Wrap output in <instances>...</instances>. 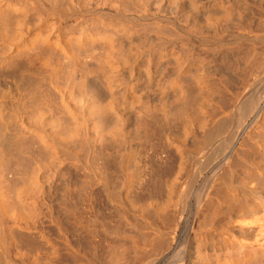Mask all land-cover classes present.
<instances>
[{
  "label": "bare ground",
  "instance_id": "obj_1",
  "mask_svg": "<svg viewBox=\"0 0 264 264\" xmlns=\"http://www.w3.org/2000/svg\"><path fill=\"white\" fill-rule=\"evenodd\" d=\"M157 1L159 0H0V264H134V259L138 261L137 264H148L172 252H174L175 259L173 260L175 261L176 257L181 256L180 264H264V95L258 100L249 98L246 101L244 99V90L251 86L260 77V74H264V37L246 36L245 40H241L245 44L241 46V43H238L239 46L234 48L232 46V50L227 49L232 45L231 42L229 46H227V42L224 43L225 45L217 43L216 48L214 47L215 50L211 47L213 52L207 47V50L208 48L211 50V55L207 52H196L192 44H197L193 42L194 36L202 40L198 41L199 45H206L205 43H210L213 38L216 40L213 39V41L221 43L222 41L217 39L223 33L217 26L231 20H235V23L241 26V23L246 22L249 17L247 10L248 7L250 9V5H248L250 0L249 2L240 1L242 4L238 2L241 5H237V2L232 4L234 0L232 3L230 2L231 4L228 2L230 5H222L219 14L213 11V7L221 6V0H165L166 7L163 6L166 8L167 15L162 17L163 20L154 16L157 19L153 20L157 21H153L151 26H147L151 21L148 24L145 22L147 25L143 24L144 26H141L142 22L141 25L138 23L139 20L136 24L137 16H134L138 13L136 11L139 10L145 15L153 8L156 12L158 9L156 6L160 4ZM260 3L256 7L257 19L264 24V0ZM110 5L116 6L118 10L112 11ZM253 10L255 7L251 11ZM134 12L135 14H133ZM154 12L151 13L155 15ZM157 13L159 15V10ZM147 15L146 17H149L151 14ZM139 17L141 18V16ZM149 18L152 20V16ZM86 19L93 22V24L90 22L91 26L96 27L97 25H94L96 21L100 25L97 26L98 28H101L102 24L103 28L101 29H105L106 34L109 30V33L113 30L114 35L111 32L113 36L108 34L111 36L113 49L111 48L112 51L110 49V54L109 51L108 54L102 53L107 57L99 55L95 57L94 53V58L90 61L83 58L85 52L81 53L83 57L78 56L80 55L78 52H75L76 55L78 53L77 56L74 52L71 54L72 51L70 53L69 48L74 46L69 47V38L76 34L79 36V38L74 36L76 39L84 40L90 34L86 29L87 26L86 28L84 26ZM18 25L22 28L20 29ZM91 26V29H88L91 30V34L95 38L101 35L102 32L100 33L97 27L98 30L93 26L92 29ZM162 26L167 30H172L171 33L174 30L178 31L184 38L182 39L184 46L188 49L182 45L176 46L182 43L180 42L181 36L177 39V36H171L173 34L170 33L171 35H165L168 38L171 37L170 39L163 38L165 33H162ZM208 26L215 28L212 35H208L211 30L206 31ZM17 28H19L18 31ZM235 28L237 27L235 26ZM235 28H233V32ZM22 29L23 31L20 32ZM139 34L142 35V39L135 37ZM172 37L174 40H178L179 44L175 42L176 45H173ZM73 40L75 39L73 38ZM221 40L224 39L221 38ZM213 41H211V45H213ZM98 44L97 46H99ZM90 46L92 48V45ZM58 52L63 55L67 54V58L63 57L65 60L69 59L67 61L70 63L67 64L68 67L64 68H68L64 78H62V74L65 70L61 71L59 67L61 61L57 57L60 54ZM125 67L128 70L126 72H129V77L132 78L130 82L126 81L125 76L124 79H121L120 76L126 73L120 72L125 71L123 69ZM90 77H93V80L90 79L93 83L89 81ZM139 77L143 79H139ZM131 78L127 80L129 81ZM63 85H65L66 91L64 89L62 91L60 88ZM257 93L259 94V92ZM259 104L262 105L259 107ZM43 111L53 113V116L56 115V118H53L56 121L52 127L56 131L47 127L52 132L48 131L46 126L42 128V123L45 122L42 120ZM159 131L175 133L176 139L174 138V140L176 142L164 139L166 141L164 143L166 145L169 142L177 160L176 168L171 172L172 174L170 173L173 176L170 177L171 181L168 180L170 183L165 181L164 183L168 184L164 187L160 183L162 187L159 185L158 190H156L157 186L154 188L153 184L152 193H149L151 187H149V191L143 192L144 194L148 192V196L154 193L156 197L157 194H162L161 202L159 200L160 204L158 205V201L155 199V201L152 200V202H156V205L151 213L145 212L147 209L151 211L148 204L149 208H145L144 211L142 209L146 205L142 208L137 206L140 209L135 210L137 207L135 208L134 204L130 206L131 201H125L126 199L131 200L126 198L125 194V197L123 196L125 200L119 199L126 203L120 202L118 206H114L112 203H116L114 200L120 194H116L117 191L112 193L117 188L113 187L114 190L111 188L112 192L110 191L111 195L106 191V184L111 183L112 185V176L122 168L120 169V164L116 163L118 166H115L119 169H113L116 167H113L114 155L112 156L111 153L114 154L113 150H117L120 144L124 145L125 141L131 142L129 137H133L137 144L140 142L144 145V143L146 144L145 140L155 139L154 134L156 136V132L159 133ZM63 134H66V137H63ZM33 135H38L39 140L41 139L43 153L47 155V163L46 161L44 163L47 165H43L45 167L41 168L42 170H34L35 172H32L31 175L29 173L30 176L26 174L27 171L23 170L25 172L22 175L26 174V176H21V170L24 168L22 164H24L25 158H28V145H30ZM133 138L131 139L133 140ZM157 139L159 138L157 137ZM142 140L144 141L142 142ZM151 141L153 142L152 139ZM135 144L131 145L135 147ZM227 144L228 147L231 145V149L227 154L225 153L224 161L218 171H215V175L208 180L204 188L197 190L195 185L203 175L205 166L210 164L207 162L205 165L202 158L208 157L209 161L211 154L215 155L222 151L224 154V150L228 148ZM149 146L148 148H150ZM143 147L146 150L145 145ZM34 151L38 150L34 149ZM152 153L155 152L152 151ZM151 155L148 157L150 158ZM85 158L93 164L97 159H102V163H99V168L101 167L102 170H98L102 173L94 174L93 172V176L88 175L87 177L85 173H81L85 177L78 176L79 179H74L76 182L71 179L75 183L69 184L68 182L69 185H64V181L61 182L62 198H60L61 195L57 196L61 201L58 203V198V202L54 201L56 194L61 191L54 188L53 184L48 185L50 181L45 182L43 175L45 176L46 173L44 174L42 171L58 173L57 171L64 170L63 167L68 160L78 168ZM151 158L150 160H152ZM29 159L31 160V158ZM38 160L40 159L38 158ZM125 160L128 159L125 158ZM73 164L71 166H74ZM149 164L147 163L151 172L154 169H156L155 172L159 171L156 167L154 168L156 164L152 165L153 170ZM98 165L95 164V167ZM125 165L124 168H127ZM170 165L172 166V164ZM88 166L86 169H98ZM134 166L133 168H135ZM66 167L65 169H69L70 172L75 169ZM77 168L76 171H79ZM109 168L114 170V174L107 173V170L111 171ZM104 170L108 176L104 174ZM65 171H63L64 174L59 173L70 177L71 173L68 174L69 171H66L65 174ZM76 171L74 172L77 173ZM8 172L12 173L13 179L7 178ZM74 172L72 174H75ZM119 173L122 176L121 172ZM158 173H156V178L160 175V171ZM101 174L104 177L99 178ZM110 174H112V178L109 181ZM75 175L73 176L75 177ZM96 175L101 181H104L102 182L105 186L102 187L106 188L105 190L102 188L105 193L99 188L98 195L103 192L102 198L106 197V201L102 202H110V209H107L108 205L105 206V204L102 207H106L107 214L114 207L121 225L131 227L132 231L128 232L130 230L122 228V232H119L118 230L121 228L117 227L119 224L117 225L113 219V221L110 219L109 222L112 221L114 225L116 224L118 229L112 227L111 223L110 226L117 229H113L115 232L111 233V231H107V226H103L106 227L104 228V233H106L102 234L103 237L106 236L104 237L105 241L102 240L104 238L97 239L104 241V244H101L102 241L96 242V238L90 239V241L86 240L89 242L84 244L86 241H80L84 236L79 239L77 238L79 235L77 237L75 235L79 242L72 240L76 233L72 234V239L70 238L69 229L71 228H68L70 225L66 226L61 218L63 217L62 213H66V216L76 223L78 229L86 227L88 230L93 226L96 219L92 218L90 225L91 220L88 221V217L85 215L91 211L90 206V209L86 211L88 205L82 203L86 205V209H84L85 212H82L83 209L79 208L80 212L77 210L76 201L81 197H87L91 206L94 205V209L97 207L96 204L102 198L97 201L95 195L98 191L96 194L94 193V188L98 185L101 186ZM161 175H164L163 172ZM127 176V179L129 176L132 177V175ZM66 177L61 178L66 181L68 180L65 179ZM47 178L46 180H49ZM120 178V180L123 179ZM156 178L154 177V182ZM59 180L61 181V179ZM151 180L150 182H152ZM160 182L163 180L161 179ZM132 183L134 184V181ZM55 185H58L57 182ZM111 185L109 186L111 187ZM117 189L119 191L120 188ZM55 190H58L56 194ZM113 194L117 195H115L116 198L114 196L115 199H113ZM144 194L143 197H145ZM192 197L194 203L191 205ZM139 198L142 199V197ZM83 199L86 198H82V201ZM119 199L116 200L119 201ZM86 200L85 202H87ZM53 201L62 206L63 212L59 211V208L57 209L61 213V217L55 211L56 209H53ZM93 201L96 204H92ZM57 203L55 208L59 207V205L56 207ZM25 206H28L27 209L31 207L30 215L25 213ZM41 207H46L48 210L45 208L46 211H44L45 209L41 211ZM99 208L100 206L96 208L97 211L103 212V208L102 210ZM112 210L111 213L116 212ZM29 212L30 209L27 213ZM42 212H47L49 216L46 219L50 217L49 219L54 222L55 234L58 238L60 237L59 240L53 239L52 235H49V233L55 232L54 228H46L48 233L45 227L39 225L41 223H38V217ZM110 214L108 215L111 216ZM103 215L106 216L104 212ZM103 217H101L102 220ZM67 218L65 219L68 221H65L70 222L73 226V221H69ZM50 223L51 221L48 225ZM45 224L43 225L45 226ZM74 227L72 228L74 229ZM86 228L81 229L84 230L83 232H87ZM100 228L102 229V227ZM91 229L90 232H87V235L90 233V237L93 232ZM74 230L78 232L76 228ZM123 231L124 234H121ZM95 232L94 230V234ZM81 233L80 235H82ZM55 234L53 233V236ZM86 237L89 239L88 236Z\"/></svg>",
  "mask_w": 264,
  "mask_h": 264
},
{
  "label": "rangeland",
  "instance_id": "obj_2",
  "mask_svg": "<svg viewBox=\"0 0 264 264\" xmlns=\"http://www.w3.org/2000/svg\"><path fill=\"white\" fill-rule=\"evenodd\" d=\"M221 1H222V2H221V3H222L221 6H220V5L217 6V7H218V8L216 7L217 9L213 7V11H215L216 14L221 13V10H222L221 7L230 5V4L232 3L233 0H230V1H229V0H227V1H226V0H221ZM224 1H226V2H224ZM240 1H247V2H249V0H234V2H233L232 4H234L235 2H237V5H238V4L241 5L242 3H241ZM251 1H252V0H250V2L248 3V5H250V9H249V7H248L247 14H249V15H248L249 17H248V19H247L248 22L246 21L247 24H246V22H243V23H241V26H240V24L235 23V22H236L235 20H231V21H229V22H227V23H226V22H225V23L222 22L221 25H220V26H217V27H218L219 30L223 33L224 36H223L222 33H221L222 36L219 37L220 39H219V38H218V39L216 38V39L222 41L223 43H222V42L220 43L219 41H218V42H215L216 40L213 38L215 41H213V39H211V40H210V43L208 42V43H205L206 45H203V44H202V45H199V44H198V41H202V40L199 39V37H197V36L195 37V36H194V37H193V40H194L193 42H196V43L198 44V45H197V44H195V43H192V44L194 45L195 49H196V52H197V51H198V52H202V53H206V52H207V53L209 54L210 51L212 50L211 47L214 48V47L217 46L218 44H223V45H225L226 42H227V46H229V45H230V42H231L232 45L229 46L230 48H229V47L227 48V49L230 50L232 46H233V48H234L235 46L237 47V46H239L240 43H241V46L244 45L245 43H244V42L242 43L241 40H242V41L245 40V37H246V36H252V37H254V36H257V37H258V36H261V37H264V34H263V33H264V26H260V25H264V24L260 23V21L257 19V18H258V12H257V8H256L258 5L261 4L260 2H261L262 0H255V1L253 0L252 2H251ZM157 2L160 3V4H157V6H156V9L158 8L157 11L154 12V9H153V8H152V11H151V12H154L155 15H153V13H151L150 11H147V14H151L150 16H152V20H151V18H149L150 16H149V17H146V16H148L147 14L143 15V13L139 12V10L136 11V9H134V11H136V13L138 12L136 15H134V16H137V17H136V18H137L136 24L139 23V24L141 25V22H142V25H141V26H144V25H147V24L151 21V23H149V25H147V26H151V24H152L153 21H157V20H153V19H155L156 17L159 18V19H161V20H163L162 17H164V16L167 15V13H166V8H165V7H166V6H165V5H166V3H165L166 1H165V0H163V1H162V0H159V1H157ZM228 2H229V3L231 2V3L229 4ZM238 2H240L241 4L238 3ZM253 2H254V3H253ZM224 3H226L227 5H226V4L224 5ZM251 3H252V4H251ZM164 4H165V5H164ZM235 4H236V3H235ZM163 5H164L165 7H164ZM222 5H223V6H222ZM251 5H252V9H254V7H255V10H256V11H255V10H253L254 12L251 11V10H252V9H251ZM254 5H255V6H254ZM110 6H111V8H112V11H113V10H115V11L118 10V8L116 9V6H114V5H110ZM162 6H163V8H162ZM219 7H220V9H219ZM161 8H162V9H161ZM163 9H164V10H163ZM215 9H216L217 11H216ZM158 10H159V15L162 13L161 16L158 15V13H157ZM160 10H161V13H160ZM162 10H163V11H162ZM249 10H250V11H249ZM148 12H150V13H148ZM249 12H250V13L253 12V13L250 14ZM256 12H257V13H256ZM133 14H135V12H134ZM138 14H140V15H138ZM164 14H165V15H164ZM157 15H158V16H157ZM250 15H254V16H250ZM139 16H141V18H140ZM143 16H144L145 18H144ZM154 16H156V17L154 18ZM160 17H161V18H160ZM251 17H252V18H251ZM138 18H139V19H138ZM143 18L146 19V20H144ZM147 18H148V21H147ZM157 18H156V19H157ZM201 18H203V17H201ZM253 18H254V19H253ZM140 19H141V20L143 19V20L141 21ZM159 19H158V20H159ZM249 19H250V20H249ZM256 19H257V20H256ZM138 20H139V22H138ZM251 20H252V21H251ZM255 21H256V22L259 21V22L256 23ZM85 22H86V23H84V26H85V28H86V26H87L86 29H87V31L90 33V34H89L90 36L87 35V36H86V39H84V40L76 39L77 36H78V35L76 36V34L73 35V37L69 38V40H68L69 43H70V44H68L69 47H73V46H74V47H73L74 50H73V48L70 49V48L68 47L69 50H70V53H71V51H72L71 54H74L75 52H78V53H80V55H78V53H77V55L80 56V57H83L82 54H84V52H85L87 55L84 54V57H83V58H87V59L90 60V61L92 60V58H94V56L96 57V56H98V55H99L100 57H103V56H104V57H107L106 54L103 55L102 53H107V54H108V51H109V54H110L111 51H112V49H113V48H112V46H113V45H112V40H111V38H110L111 36L114 35V33L112 32L113 30H111V32H112L113 35L111 34V32L109 33L110 30H109L108 33L106 34L105 32H107V31H106L105 29H104L105 31H104L103 29H101V28H103V27H102V24L100 23V24H101V28H98L97 26L99 25V22L96 21V23L94 22V25L96 24V25H97L96 27H97L99 30H98L95 26H93V25H92V26L95 27L94 29H96V30L100 31V33H101V32H102V33H101V35H99L98 37L96 36V38H95V37L91 34V30H90V29H91V28H90V26H91V25H90V22H91V21L88 20V19H86ZM87 22H88L89 24H88ZM137 22H138V23H137ZM145 22H147V24H146ZM253 22H254V23H253ZM91 23L93 24V22H91ZM229 23H230V24H229ZM86 24H87V25H86ZM143 24H144V25H143ZM224 24H225V25H224ZM242 24H243V25H242ZM89 25H90V26H89ZM140 25H137V26H140ZM222 25H223V26H222ZM226 25H227V26H226ZM228 25L231 27V30H230V27H229ZM237 25H238V26H237ZM18 26L20 27V25H18ZM18 26H17V27H18ZM92 26H91V27H92ZM99 26H100V25H99ZM224 26H225V27H224ZM235 26H236L237 28H235ZM239 26H240V27H239ZM256 26H257V27H256ZM93 27H92V29H93ZM222 27H223V28H222ZM227 27H228V28H227ZM21 28H22V27H20V29H21ZM85 28H84V29H85ZM88 28H90V29H88ZM220 28H221V29H220ZM233 28H235V31H234V32L232 31ZM238 28H239V30H240V28H241V31H242V32H241V31L239 32ZM18 29H19V28H17L16 30L18 31ZM162 29H163V30H162ZM162 29H161V30H162V33H165V34L163 35V38L165 37V38L167 39L168 37H166L165 35L168 36V35H171V34H173V35H171V36H174V35H175L174 37L177 36V39H179L178 37L181 36V37H180V39H181L180 42H182V43H180V44H179V42H177L178 40H174L173 37H172V39L174 40V42H173V40H172V41L170 40V41L173 43V45L179 44V45H176V46H178V47H180V45L184 46V42L182 41V39H184V38L182 37V35H181L178 31H175V30H174V32L171 33L172 30H171V31H170V30H167L166 28H163V26H162ZM236 29H237V31H236ZM207 30H208V31L211 30L212 32L210 31L208 35H212V34H213V31L215 30V28H213V27H211V26H208V27L206 28V31H207ZM225 30H226V31H225ZM227 30H228V31H227ZM21 31H23V29L20 30V32H21ZM208 31H207V32H208ZM244 31H245V32H244ZM167 32H168L169 34H168ZM176 32H178V33H176ZM250 32H251V33H250ZM256 32H257V33H256ZM258 32H259V33H258ZM260 32H261V33H260ZM18 33H19V32H18ZM160 33H161V31H160ZM162 33H161V35H162ZM170 33H171V34H170ZM211 33H212V34H211ZM224 33H226V34H224ZM229 33H230V34H229ZM254 33L257 34V35H255ZM19 34H20V33H19ZM104 34H105V35H104ZM108 34H110L111 36L108 35ZM176 34H177V35H176ZM242 34H243V35H242ZM244 34H245V35H244ZM106 35L109 36V37H107ZM235 35H236V36H235ZM237 35H238V38H237ZM239 35H240V37H239ZM74 36H75L76 38H75ZM92 36H93L95 39H94ZM137 36H139V37H137ZM137 36H135V37L138 38V39H142V35L139 34V35H137ZM229 36H230V37H229ZM232 36H233V37H232ZM242 36H243V37H242ZM99 37H100V38H99ZM103 37H104V38H103ZM135 37H134V38H135ZM169 37H170V36H169ZM224 37H225V38H224ZM73 38H74L75 40H73ZM78 38H79V36H78ZM170 38H171V37H170ZM170 38H168V39H170ZM221 38H223L224 40H221ZM226 38H227V39H226ZM230 38H231V39H230ZM232 38H233V39H232ZM234 38H236V39H234ZM175 39H176V38H175ZM239 39H240V40H239ZM70 40H71V41H70ZM76 40H78L79 43H78V41H76ZM85 40H86V42H87L88 44L85 42ZM108 40H109V41H108ZM230 40H231V41H230ZM232 40L235 41V42H233ZM74 41H75V42H74ZM95 41H96V42H95ZM191 41H192V40H191ZM211 41H213V45H211V44H212ZM94 42H95V43H94ZM109 42H110V43H109ZM175 42H176V44H175ZM232 42H233V43H232ZM74 43H75V44H74ZM77 43H78V44H77ZM97 43H99V44H98L99 46H97ZM214 43H215V45H214ZM217 43H218V44H217ZM224 43H225V44H224ZM235 43H236V44H235ZM238 43H239V44H238ZM79 44H80V46H78ZM102 44H103V45H102ZM105 44H108V45H105ZM110 44H111V45H110ZM233 44H234V45H233ZM237 44H238V45H237ZM88 45H89V46H88ZM90 45H92V48H91ZM196 45H197V46H196ZM207 45H208V46H207ZM209 45H210V46H209ZM84 46H85V47H84ZM94 46H95V47H94ZM101 46H102V47H101ZM105 46H106L107 48H106ZM200 46H201V47H200ZM202 46H203V48L206 47V48H204V50L206 49L205 52H204ZM77 47H78V48H77ZM88 47H89L90 49H89ZM93 47H94V48H93ZM97 47H99V48H97ZM103 47H105L106 49L103 48ZM184 47H186V46H184ZM197 47H199V48H197ZM207 47H209V48L211 49V50H210V49L208 48L209 52H208V50H207ZM79 48H80V49H79ZM85 48H86V49H85ZM111 48H112V49H111ZM186 48H187V47H186ZM215 48H216V47H215ZM215 48H214V50H215ZM84 49H85V51H84ZM87 49H89L90 51L87 50ZM103 49H104L105 51H106V50H107V51L105 52ZM110 49H111V51H110ZM187 49H188V48H187ZM187 49H186V50H187ZM200 49H201V51H200ZM76 50H77V51H76ZM81 50H82V52H81ZM94 50H95V51H94ZM98 50H99V51H98ZM189 50H190V49H189ZM189 50H187V51H189ZM202 50H203V51H202ZM231 50H232V49H231ZM100 51H101V52H100ZM102 51H103V52H102ZM73 52H74V53H73ZM88 52H89V56H88ZM212 52H213V50H212ZM58 53H60V52H58ZM81 53H82V54H81ZM90 53H91V55H90ZM94 53H95V55H94ZM64 54H65V53H64ZM96 54H97V55H96ZM66 55H67V54H66ZM66 55H63V53H62V54L60 53V54L57 56V57H59V60L61 61V62H59L60 65H61V66H59V67L61 68V71H62V70H65V72L63 71V74H62L63 77H62V78H64V75H65V77H66V74H67V72H68V71L66 72V70H68V68H67V69H64V68H66V67L69 66V65H67V64H70V63L68 62L69 59H66V60L64 59V57H65V58L68 57V55H67V56H66ZM75 55H76V53H75ZM77 55H76V56H77ZM81 55H82V56H81ZM93 55H94V56H93ZM105 55H106V56H105ZM210 55H211V53H210ZM63 56H64V57H63ZM85 56H86V57H85ZM91 56H92V57H91ZM61 58H62V60H61ZM67 60H68V61H67ZM66 61H67V62H66ZM65 62H66V63H65ZM167 62H168V60H167ZM169 63H170V61H169ZM62 64H63V65H62ZM64 64H65V65H64ZM65 66H66V67H65ZM62 68H63V69H62ZM123 69H125V71L122 70V71H120V72L125 73L126 71H128V70L126 69V67L123 68ZM61 73H62V72H61ZM65 73H66V74H65ZM126 73H127V72H126ZM126 73L123 74V76L120 75V76H121V79L125 76V79H126L127 82L132 81V78L129 77V76H130V75H129V72L127 73L128 75H127ZM263 73H264V72H263ZM120 74H121V73H120ZM201 74L203 75L204 73H201ZM141 76H142V75H141ZM203 76H206V75L204 74ZM126 77H127V78H126ZM128 78H131V79H129V81H128V80H127ZM90 79L93 80V77H92V78H91V77L89 78V81H90L91 83H93L92 80H90ZM123 79H124V78H123ZM137 79H138V78H137ZM139 79H143V78L139 77ZM258 79H259V80H258ZM135 80H136V79H135ZM94 81H95V80H94ZM124 81H125V80H124ZM259 81H260V82H259ZM262 82H263V83H262ZM63 84H67V83H63ZM262 84H263V85H262ZM256 85H257V86H256ZM255 86H256V87H255ZM258 86H259V87H258ZM66 87H67V85H66ZM260 87H261V88H260ZM60 88H62V91H63V89H64V91L67 90V89L65 88V85L60 86ZM253 88H254V89H253ZM65 89H66V90H65ZM260 90H261V91H260ZM253 91H254V92H253ZM257 92H259V94H258ZM261 92H262V93H261ZM263 92H264V74H260V77H258V78L256 79V81H255L254 83L251 84V86H248V88H246V89L244 90V99H245V100H246V99H249V98H251L250 100H252L253 98H254L255 100L261 99V98L263 97V95H264ZM254 93H256L255 96H254ZM257 94H258V95H257ZM260 94H261V96H260ZM246 95H247V96H246ZM256 95H257V96H256ZM248 96H249V97H248ZM245 97H246V98H245ZM255 97H256V98H255ZM246 101H247V100H246ZM261 105H262V104H259V107H260ZM43 113H44L45 115H44ZM43 113H42V114H43V115H42V116H43L42 120H43V122H44V121H45V122L42 123V124H43V127H42V128H45V126H46V129H47L48 131H51L50 129H52V127H54V121H56L55 119L53 120V118H56V115L54 114V116H55V117H54V116L52 115L53 113H48V112H44V111H43ZM46 113H47V114H46ZM46 115H47V116H46ZM49 117H50V119H49ZM47 119H48V120H47ZM52 120H53V122H51ZM46 121H47V122H46ZM51 123H52V125H51ZM45 124H46V125H45ZM48 124H49V125H48ZM47 125H48V126H47ZM47 127H49L50 129L47 128ZM46 129H44V130H46ZM53 129H55V128H53ZM53 129H52V130H53ZM47 130H46V131H47ZM54 131H56V129H55ZM51 132H52V131H51ZM159 133H160V134L163 133V134L160 135ZM159 133L156 132V134H157L156 136H157L159 139H157V137H156L155 134H154V138L157 139V140H155V139H153V138H151V139L153 140V142L151 141V139H149V140L147 139L148 141L145 140V141H146V144L144 143V145H145V147H146V150H145V148L143 147L144 145H142L140 142H138V144H137V142H134V138H133V137H129V139L131 140V142H130L129 140L124 142V145L126 144V146H124L123 144H120V145L118 146V149H117V150H113V152H114V151H115V152H114V154L111 153L112 156L114 155V156H113V159H114V160L111 159L112 162L114 163V165H113V164H112V165H113V167H114L115 165L118 166V164H120V165H119V168H120V169L122 168V169H121V171H119V170H118V171L121 172V175H122V176H120V173H119L118 171L115 172L117 175L114 174V172H113L114 170L112 171V170H111L112 168H111V169L109 168L111 171H108V170H107V173L109 174V172H110V173H113V174H114L113 176H112V174H110V178H109V181H110L111 178L113 177V179L111 180L113 184L111 185V183H110V184L107 185V184L105 183V184H106V188H107V189H106V188H103V187H102V186H105V185H103V184H104V183H103L104 181L102 180V181H103V182H102L101 179H99V178H102V177H104V176H102V174H101V175H99L100 177L98 178V176L96 175V176H97L96 179H98L97 181H99L98 183L100 184V182H101V186L98 185V187H97V186L95 187L96 189L94 188V193H95V194H96V191H98V193H97L96 195L94 194V195L97 197V198H96L97 201H98V199H101V198H102V196H103L102 193H103V192L105 193L104 190L106 189V191H108L111 195H112V193H114V192H116V191H117L116 194H117V193L120 194L119 196H117L116 194H113V199H115L116 196H117L116 199L122 198V200H125V198H123V196L126 194V195H125L126 198L131 199V200H129V201H128L127 199L125 200L126 202H130V201H131V202L129 203L130 206H132V204H134L135 208H136L137 206H138V207L140 206V208H142L143 206L146 205V206L142 209L143 211L145 210V208H149V207H151V208H150L151 211H150L149 209H147V210H145V212H147V211H149V213L152 212V209L154 208V205H156V202H152V200H153V201L156 200V201H158V205L160 204L161 199H162V194H157V197L155 196L156 194H154V193H153V195H149L150 197L148 196V194L153 192V191L151 192V190H152V185H153V184L155 185V187H154V186H153V187L156 188V186H157V189H156V190H158V188H159L158 186H159V185H160L161 187H162V185H163V187H164V185L170 183L168 180L171 181L170 177H173V176L171 175V174H172L171 172H173V171H174V168H176V162H177V160L175 159V156H174L175 153H173V149H172V147L169 146L170 144H168L169 142L165 145L166 141H169V140H170V141H175V142H176V140H174V138H175V136H176V135L174 136L175 133H173V132H166V131H165V133H164V131H163V132H160V131H159ZM166 133H167V134H166ZM158 134H159V135H158ZM164 134H165V136H162V135H164ZM171 134H172V135H171ZM170 135H171V137H170ZM160 136L162 137L161 139H160ZM36 137H38V135H33V137L31 136V140H30V143H29L30 145H28L29 150L27 151V153H28V155H27L28 158H27V159H28V160L25 158V160L23 161L24 164H22V165H23L24 168L22 169V167H21V169H22V170H21V176H26V174L29 175V173H30V175H31L32 172L34 173V172H35L34 170H36V169H38V170H40L41 168L44 169L45 166H43V165H45V164L47 163V161H46L47 155H46L45 153H43V150H42V149H43V147H42L43 144H42V142H40L41 139L39 140V137H38V138H36ZM63 137H66V134H63ZM165 137H166V138H165ZM131 138H133V140H132ZM162 139H163V141H160V140H162ZM164 139H165L166 141H165ZM168 139H169V140H168ZM171 139H173V140H171ZM175 139H176V138H175ZM158 140H159V141H158ZM132 141H133V142H132ZM140 141H141V140H140ZM143 141H144V140H142V142H143ZM149 141H151V143H148ZM32 142H33V143H32ZM155 142H156V143H155ZM159 142H160V143H159ZM161 142H162V143H161ZM164 142H165V143H164ZM229 142H230V141H229ZM229 142H227V143H229ZM31 143H32V144H31ZM134 143H136L139 147H138L136 144H135V147H134V145H133V146L131 145V144H134ZM152 143H154V144L152 145ZM157 143H159V144H161V145H159V144H157ZM35 144H36V145H35ZM127 144H128L129 146H128ZM148 144H149L150 146H149ZM230 144H231V143H230ZM39 145L41 146V148H40ZM140 145H142V146L140 147ZM155 145H156V146H155ZM157 145L159 146V148H158ZM162 145H163V147H161ZM34 146H35V147H34ZM127 146H128V147H127ZM148 146H149L152 150H151L150 148H148ZM151 146H155V147H157V148H155V147L153 148V147H151ZM164 146H165V148H164ZM168 146H169V147H168ZM121 147H122V148H121ZM131 147H132V148H131ZM227 147H228V144H227ZM229 147H230V148H229ZM229 147L226 148L227 150H224V148H223V150L225 151L224 154H222L223 151H222L221 153L219 152V153H217V154H215V155L211 154V156H209V157H210V160H209V161L207 160L208 157H203V158H202V161L205 163V165L207 164V162H210V164H207V165L205 166L204 172L202 173L203 175H201V178L198 180L197 185H195V188H196L197 190L204 188V187L207 185L208 180H209L211 177H213V176L215 175V173L218 171V168L220 167V165H221L222 162L224 161L225 153L227 154V153L230 151V149H231V145H229ZM30 148H31V149H30ZM33 148H34L35 150L37 149L38 151H34ZM116 148H117V147H116ZM141 148H142V149H141ZM32 149H33V150H32ZM40 149H41L42 151H41ZM119 149H120V150H119ZM149 149H150V150H149ZM153 149H154V150H153ZM162 149H163V150H162ZM170 149H171L172 151H171ZM31 150H32L34 153H33ZM118 150H119V151H118ZM123 150H124L125 152H124ZM128 150H129V152H128ZM147 150H149L150 152L147 151ZM155 150H156V151H155ZM157 150H158V155H157ZM161 150H162V151H161ZM164 150H165V152H164ZM169 150H170V151H169ZM40 151H41L42 155H41V153L38 154V152H40ZM116 151H117V152H116ZM133 151H134V152H133ZM152 151H154V152L156 153V155H155V153H152ZM166 151H167V154H166ZM29 152H30V154H29ZM142 152H143V153H142ZM160 152H161V153H160ZM162 152H163V154H162ZM168 152L170 153V155H169ZM31 153H33V154L31 155ZM135 153H136V156H135ZM148 153H150L149 155L152 154V155L150 156V158H151L153 155H155V156H153V157L151 158L152 160H150V158L148 157V156H149ZM34 154L36 155V157H35ZM37 154H38V155H37ZM118 154H119L120 156H117ZM44 155H45V158H44ZM111 155H110V156H111ZM130 155H131V156H130ZM133 155H134L135 157H134ZM165 155H166V157H164ZM167 155H168L169 157H168ZM40 156L43 157V158L41 159ZM156 156H157V157H160V156H161V157H160V158H157ZM37 157H38L40 160H38ZM116 157H117V159H116ZM118 157H119V158H118ZM124 157H125L126 159H128V160H125ZM127 157H128V158H127ZM154 157H155V158H154ZM171 157H172V158H171ZM173 157H174V159H173ZM29 158H31L32 161H31ZM35 158H36V159H35ZM122 158H124V159H122ZM131 158H132V159L134 158V159H133L134 161H133ZM153 158H154V159H153ZM157 159H158L160 162H159ZM160 159H161V160H160ZM29 160L31 161V163H30ZM33 160H34V163H33ZM42 160H43V161H42ZM84 160H85V161H84ZM84 160H82V161H84L85 163H84V162H81V163H80L81 165H78V166H80V167H78V168H79V171H78V170L76 171V168H77L76 165H74L70 160L66 161V163H65L66 165H64V167H63L64 170L69 171V169H65L66 166H67L66 168H72V169L75 168L74 170H71V169H70L71 172H70V171L67 172L68 174L71 173V174H69L70 177H66V176L62 175V174H64V172H63L64 170L62 169V167H59V168H61L63 171H62L61 169H60L61 171H57L58 173L61 172L62 174H61V173L58 174V173H56V172H55L56 174L53 173V172H52V173H50V172L47 173L48 170H46V171H42V172H44V174L46 173L45 176H46L47 174H49V175H50V174H53V175H54V176H53V175H50V176L48 175V176H47V177H50V178H47V177H45L44 175H43V177H44L45 182H46V181H50V182L48 183V185L53 184L54 188H56V189L58 188V190L61 191V192H58V194L61 193V194L58 195V194H56V191H58V190H55V194H56V196H55V200H54V201L57 200V198H58L57 196H60V195H61L60 198H62L63 189H60V188H62V187H61V186H62L61 182L63 183V181H64V185L68 184V182H69V184H70V183L73 184V183L76 182L74 179H75V178H78V179H79V177H81L84 173H85V176L87 177L88 175H92V176H93L94 174H97V173L101 172V171H98V170H102L101 167L99 168L100 164L102 163V159H97V160H96V163H94V164H93L92 162L86 160V158H85ZM100 160H101V161H100ZM115 160H116V161H115ZM123 160H125L127 163H126L125 161H123ZM130 160H131V161H130ZM149 160H150L151 162H150ZM154 160H155V161L157 160V161L155 162ZM172 160H174V161H172ZM25 161H26V162H25ZM40 161H41V162H40ZM45 161H46V163H44ZM86 161H87V162H86ZM121 161H122V163H121ZM139 161H140V163H139ZM148 161H149V162H148ZM162 161H163V162H162ZM170 161H171V162H170ZM212 161H213V162H212ZM35 162H36V163H35ZM42 162H43V163H42ZM69 162H71V163H69ZM89 162H90L91 164H93L94 167H93V165L91 166V164L89 165ZM94 162H95V161H94ZM97 162H98V163H97ZM124 162H125V163H124ZM129 162H130V163H129ZM135 162H136V163H135ZM141 162H142V163H141ZM144 162H145V164H144ZM152 162H154V163H152ZM172 162H173V163H172ZM211 162H212V163H211ZM25 163H26V164H25ZM68 163H69V164H68ZM82 163H84V164H82ZM86 163H87V164H86ZM99 163H100V164H99ZM116 163H118V164H116ZM132 163H134V164H132ZM147 163H148V164H149V163H150V164L152 163L151 166H152V165L154 166V164H156V165L154 166V168L156 167V168L160 171V175H159V176L157 175V176H158L157 178H156V173H158L159 171L155 172L156 169H154V171L151 172V171H150L151 168H150V166L147 165ZM159 163H160V164H159ZM167 163H168V164H167ZM169 163L172 164L173 167H172ZM27 164H28V166H30L31 168L28 167ZM41 164H42V165H41ZM71 164H73L74 166H71ZM95 164H97V165L99 164V165L95 167ZM125 164H126V165H125ZM127 164H128V165H127ZM130 164H132L131 167H130ZM136 164H137V165H136ZM143 164H144V166H143ZM150 164H149V165H150ZM165 164H166V165H165ZM34 165H35V167H33ZM39 165H40L41 167H40ZM46 165H47V164H46ZM69 165H70V167H69ZM88 165L91 166V167L94 168V169H95V168H98V169H97V170H96V169H95V170H93V169L91 170V169H90V170H91V171H90L89 168L86 169ZM124 165L127 166L128 169L125 167L127 170L124 168ZM134 165H135V166H134ZM160 165H161V166H160ZM162 165H163V166H162ZM168 165H169V166H168ZM25 166H26L27 170H26ZM36 166H38V167H36ZM85 166H86V167H85ZM89 166H88V167H89ZM117 166H115L116 168H113V169H115V170H116V169H119V168H117ZM133 166H134L135 168H133ZM141 166H142V167H141ZM146 166H148V167L146 168ZM153 166H152V170H153ZM165 166H166L167 168H166ZM73 167H74V168H73ZM82 167H83V172H82ZM91 167H90V168H91ZM137 167H138V168H137ZM161 167H162V168H161ZM29 168H30L31 172H30V170H28ZM33 168H34V169H33ZM78 168H77V169H78ZM123 168H124L125 170H124ZM132 168H133L134 170H133ZM143 168H144V169H143ZM169 168H170V169H169ZM210 168H211V169H210ZM42 169H41V170H42ZM162 169H163V170H162ZM165 169H166V170H165ZM209 169H210V170H209ZM23 170L27 171V173L24 174V175H22V173L25 172V171H23ZM55 170H56V168H55ZM57 170H58V169H57ZM80 170H81V171H80ZM128 170H129V171H128ZM211 170H212V171H211ZM66 171H65V174H66ZM74 171H76L77 173H75ZM96 171H98V172H96ZM123 171H124V172H123ZM126 171H127V172H126ZM215 171H216V172H215ZM73 172H74L76 175H77L78 173H79V174L76 176L75 174H72ZM93 172H94V174H93ZM103 172H104V174H105L106 176H108V174H106V171H105V170H104ZM122 172H123V174H122ZM153 172H154V173H153ZM162 172H163L164 175H161ZM164 172H165V173H164ZM166 172H167L168 175L166 174ZM209 172H210V173H209ZM81 173H83V174H81ZM88 173H89V174H88ZM90 173H91V174H90ZM101 173H102V172H101ZM128 173H129V175H132V177L129 176V175H128V176H129V177H128V176H127ZM134 173H135L136 175H135ZM139 173H140V174H139ZM145 173H147V174H145ZM148 173H149V175H148ZM151 173L154 174L153 176L156 178V181H155L156 183L153 181V180H155V179H154V177L152 176ZM170 173H171V174H170ZM57 174H58V175H57ZM158 174H159V173H158ZM212 174H213V175H212ZM30 175H29V176H30ZM55 175H56V176H55ZM71 175H72V176L75 175V177L73 176V178H72ZM80 175H81V176H80ZM115 175H116V176H115ZM118 175H119L120 177L123 178L122 180H125V181L123 182L122 180H120L121 178H120ZM134 175H135V176H134ZM139 175H140V176H139ZM142 175H143V176H142ZM145 175H146V176H145ZM147 175H148V176H147ZM12 176H13L12 173H11V172H8V174H7V178L11 180ZM52 176H53V177H52ZM60 176H61V177H66L65 179H68L69 181H68V180H66V181H65V180H62V178H61ZM67 176H68V175H67ZM78 176H79V177H78ZM85 176L83 175V177H85ZM101 176H102V177H101ZM111 176H112V177H111ZM124 176H125V177H124ZM126 176L128 177V179L126 178ZM144 176H145V177H144ZM150 176H151V177H150ZM160 176H161V177H160ZM163 176H164V177H163ZM166 176H167V177H166ZM202 176H203L204 178H203ZM56 177H57V178H56ZM114 177L117 178V179H115ZM137 177H138V178H137ZM143 177H144L145 179H144ZM149 177H150V179H149ZM152 177H153V180H151ZM159 177H160V178H159ZM162 177H163V178H162ZM168 177H169V178H168ZM46 178L49 179V180H46ZM58 178L61 179V181H60ZM69 178H70V179H69ZM135 178H136V179H135ZM139 178H141V179H139ZM158 178H159V179H158ZM12 179H13V178H12ZM50 179H51V180H50ZM52 179H53V181H52ZM57 179H58V180H57ZM71 179H73L75 182H74L73 180H71ZM130 179H131V181H130ZM161 179L163 180V182H160ZM164 179H165V180H164ZM172 179H173V178H172ZM44 180H43V181H44ZM54 180L57 182L58 185H55L56 182H55ZM132 180L134 181V184L132 183V182H133ZM150 180H151L153 183L150 182ZM59 181H60V182H59ZM70 181H71V182H70ZM95 181H96V180H95ZM97 181H96V183L94 182L96 185H97ZM115 181H116V182H115ZM128 181H130V182H128ZM139 181H140V182H139ZM144 181H145V183H143ZM165 181H167L168 183H167V182L164 183ZM58 182H59V183H58ZM120 182H121V183H120ZM157 182H158L159 184H158ZM122 183H123V184H122ZM126 183H127V185H126ZM128 183H129L130 185H131V184H132V185H131V187H128V188H127V186H130ZM151 183H152V184H151ZM160 183H161L162 185H161ZM163 183H164V184H163ZM202 183H204V184H202ZM69 184H68V185H69ZM116 184H118L119 186L116 185ZM120 184L122 185V187H121ZM124 184H125V186H123ZM141 184H143V185H141ZM148 184H149V185H148ZM59 185H60V187H59ZM109 185H111V187H110ZM140 185H141V187H140ZM203 185H204V186H203ZM57 186H58V187H57ZM144 186H146L147 189L144 188ZM199 186H201V187H199ZM63 187H64V186H63ZM113 187H114V188L117 187V188H120V189H119V191H118V189L116 188V190L112 192V191H111V188H113ZM125 187H126L127 190L125 189ZM134 187H135V188H134ZM139 187H140V188H139ZM149 187H151V188L149 189ZM97 188H98V189H97ZM99 188H101V191L104 189L103 192H101L100 195H98V194L100 193V192H99V190H100ZM102 188H103V189H102ZM114 188H113L112 190H114ZM129 188H130V189H129ZM109 189H110V190H109ZM133 189H134V190H133ZM145 189H146V190H145ZM148 189L150 190V192H149V193H148V192L145 193V194L148 196V197H147L143 192H144V191H149ZM110 191H111L112 193H111ZM124 191H126V192H124ZM135 192L137 193L138 196L136 195ZM154 192H155V191H154ZM104 193H103V194H104ZM132 193H133V194H132ZM138 193H139V194H138ZM83 194H84V193H83ZM130 194H132V195H130ZM134 194H135V195H134ZM143 194H144L145 197H143ZM115 195H116V196H115ZM121 195H122V196H121ZM141 195H142V196H141ZM159 195H160L161 197H160ZM99 196H100V198H99ZM114 196H115V198H114ZM125 196H124V197H125ZM129 196H130V197H129ZM153 196H154V197H153ZM104 197H105V196H104ZM139 197H142V199L139 198ZM60 198H58V200H59ZM82 198H86V199H87V197H81L80 199H78V200H79V203H77L78 200L76 201V207H77V210L80 211L79 208H81V210L83 209V210H82V212H83L84 209L87 208L86 211H88V209L91 208L92 213L95 212L94 214H92L91 211H89V213L86 212V213H88V214H85V213H84V214L86 215V217H88V218H87L88 221H90L92 218H93V219H96V221L93 222V226L90 227V229L92 228L91 230L93 231V232L91 231V232H92V233H91V237H92V238L90 237V233H88V235H87V232H90V229H88V230H89V231H88L86 227H81L82 229L86 228V231H87V232H83L84 230H82V229L80 228V229H81V232L85 233L86 236H88L89 239H86L87 237L85 236V234L79 232L80 229H78L79 227H77V226L75 225L76 223H75L72 219H69L70 217L66 216V213H65V214L62 213L63 217L61 218V220H62L63 222L66 223V226H69V225H70L68 228H71V229H72V230L69 229V230H70V233H71L70 238L72 239V238H73V237H72V234L76 233V234H74V238L72 239L73 241H77V240H78V242H79V239H80V237H82V236L85 237V240H84V237H82L83 240H82V238H81V239H80L81 242L86 241V240H89V241H90V239H91V240H92V239L94 240L95 238H96V239H95L96 242H98V241L101 242L102 240L105 241V238H104V237H106V236L103 237V235L106 233V232L104 233V231H105L104 228H106V227H103V226H107V228H106L107 231H108V232L111 231V233H112V231L117 230V229L120 228V227H121V228H120L121 231L118 230L119 232H122V228H123V230H125V228H126L127 231L130 230V231H128V232H131V231H132V230H131V227L129 228L128 226L126 227V225H123V224L121 225V223H120L121 221H120V219H119L118 216H117V211L113 209L114 207L111 208V210L113 209L112 211H114V212L116 211V212H115L116 214L113 213V212L111 213V210H110V212H108V214L111 213V214H110L111 216H109V215L106 213V211H107V210H105L106 207H105V208L102 207V206H104L103 204H105V206L108 205V206H107V209H110V208H109V207H110V206H109V205H110V204H109L110 202H108V203H107V202H102L103 200L106 201V199H105L106 197H105L104 199L102 198L101 200L98 201V202L101 203L102 205L99 204V203H97L96 200H94V201H96L97 204L94 203V201H93V203H92V204H96L97 207H99V206H100V208L102 207L103 210H102V208H101V210L106 214V216H104V215H103V212H101L100 210H99V212H101L102 214H101V213L99 214V212H98L97 209H96L97 207L95 206L96 208L94 209V208H93L94 205L91 206V204L89 203L88 199H87V200H86V199H83V201H82ZM133 198H135V199H133ZM149 198H150V199H149ZM151 198H152V199H151ZM50 199H51V198H50ZM94 199H95V197H94ZM116 199L114 200L116 203H112V204H114V206H115V205L118 206V203H120V202L123 203V204L126 203V202L120 201L121 199H119V201L116 200ZM137 199H138V200H137ZM147 199H148V200H147ZM154 199H155V200H154ZM157 199H158V200H157ZM58 200H57V202H58ZM85 200H86L87 202H85ZM135 200H136V201H135ZM143 200H144V201H143ZM159 200H160V202H159ZM48 201H49V199H48ZM50 201H52V200H50ZM54 201H53L54 204H52V206L54 205V208H53V209H56L55 211H56V212L58 213V215H60V217H61V213H60L59 211H62L63 208H62V206H60V204H58V203H60L61 200H59L58 203H57V202H54ZM81 201H82V202H81ZM190 201H191L190 204L192 205V204L194 203V198L192 197ZM28 202H29V201H27V203H28ZM148 202L151 204V206H150V204H149ZM151 202H152V203H151ZM27 203H26V205H27ZM29 203H30V202H29ZM56 203H57L56 207L59 205V207H57V208H55V204H56ZM82 203H83V204H84V203H87L88 207H87L86 205H83ZM88 203H89V204H88ZM106 203H107V204H106ZM143 203H145V204H143ZM154 203H155V204H154ZM127 204H128V203H127ZM147 204H148L149 207H147ZM98 205H99V206H98ZM42 206H44V205H42ZM45 206H46V205H45ZM85 206H86V208H85ZM89 206H90V208H89ZM111 206H113V205H111ZM134 206H133V207H134ZM27 207H28V206H27ZM27 207L25 206L26 209H27ZM138 207H137L135 210H139L140 208H138ZM41 208H42V209H41V211H42V210L45 209L46 207H45V208L41 207ZM58 208H59V209H58ZM60 208H62V209H60ZM100 208H99V209H100ZM26 209H25V213L28 214V215H30V214H31V207L28 208V209H30V212H29V213H27V212H28V209H27V211H26ZM46 209H47V208H46ZM46 209H45L44 211H46ZM57 209H58L59 211H57ZM93 209H94L95 211H94ZM115 209H116V208H115ZM47 210H48V209H47ZM104 210H105V211H104ZM142 210H141V211H142ZM93 211H94V212H93ZM47 212H48V211H47ZM47 212H42L43 214H42V213L40 214L41 216L38 217V218H39V220H38L39 222H38V223H41V224H39V225H40V226H43V228L45 227V229H46V228H47V229H48V228H51V229L54 228V230H55V225H54V222L52 221V219H49L50 217H49L48 219H46V218L49 216V215L47 214ZM56 212H55V213H56ZM62 212H63V211H62ZM80 212H81V211H80ZM84 212H85V211H84ZM96 212H97V214H96ZM44 214H45V215H44ZM89 214H90V215L92 214V215H91V218H90V215H89ZM64 215H65V216H64ZM67 215H68V214H67ZM87 215H88V216H87ZM93 215H94V216H93ZM95 215H96V216H95ZM99 215H100L101 217L104 216V217H103L104 219L102 220V218H101ZM107 215H108V216H107ZM45 216H46V217H45ZM98 216H99V218H98ZM64 217H65V218L68 217L67 219H69V221H70V220L73 221L72 223H73L74 225L72 226L70 222H66V221H68V220H66ZM84 217H85V216H84ZM108 217H112V218H108ZM113 217H114V218H113ZM186 217H188V215H186ZM106 218H108L109 220H108V219L105 220ZM115 218H116V220H115ZM40 219L43 220L44 222L41 221ZM44 219H45V220H44ZM89 219H90V220H89ZM98 219H99V220H98ZM110 219H111V220L113 219L117 225L119 224V225L117 226L118 228L116 227V224L114 225V223H112L113 220L111 221V223H112L113 225H111V223L109 222ZM47 220H48V221H47ZM65 220H66V221H65ZM100 220H102V221H100ZM40 221H41V222H40ZM46 221H47V223H46ZM49 221H51V223H52V224H51V223L49 224L50 227H49V225H48ZM105 221H106V222H105ZM42 222H43V223H42ZM86 222H87V221H86ZM90 222H91V223H90V225H91V224H92V220H91ZM101 222H102V223H101ZM104 222H105V223H104ZM107 222H108V224L110 223L109 226H110V225H111L112 227L114 226V227H116L117 229H116V228L114 229V228H112L111 226L109 227L108 224H107ZM117 222H118V223H117ZM45 223H46V224H45ZM65 223H64V224H65ZM68 223H69V224H68ZM95 223H97V224H95ZM98 223H99V224H98ZM43 224H45V226H44ZM100 224H101V225H100ZM104 224H105V225H104ZM94 225H95V226H94ZM99 225H100V227H102V229L99 227ZM46 226H47V227H46ZM53 226H54V227H53ZM71 226H72V227L76 226V227H74V229L76 228L78 232H76ZM78 226H79V225H78ZM94 228H95V229H94ZM97 228H98V230H97ZM108 228H109V229H108ZM47 229H46V230H47ZM110 229H111V230H110ZM113 229H114V230H113ZM54 230H52V231H54ZM94 230H95L96 232L98 231V232H97V233H98V237H97V233H96V232H95L96 235L94 234ZM49 231H51V230H49ZM52 231H51V232H52ZM73 231H74V232H73ZM47 232H48V230H47ZM101 232H102V233H101ZM114 232H115V231H114ZM114 232H113V233H114ZM128 232H127V234H128ZM48 233H49V232H48ZM53 233L55 234V233H56V230H55V232L49 233V235L51 234V235H52L51 237H52L53 239L56 238V239L59 240L60 237L58 238L57 234L54 235V236H57V237H54V236H53ZM77 233H78V234H77ZM80 233H81L82 235H80ZM99 233H100L101 235H100ZM103 233H104V234H103ZM125 233H126V232H125ZM102 234H103V235H102ZM121 234H124V231H123V233H121ZM180 234H181V233H180ZM75 235H76V237H77V235H79V236L77 237V238H79V239L75 238ZM93 235L96 236V237H94ZM99 235H100V237H99ZM134 235H135V234H134ZM101 236H102V237H101ZM97 238H100V239H101V238H104V239L100 240V239H97ZM74 239H76V240H74ZM108 239H109V238H108ZM89 241H88V242H89ZM104 241H102L101 244H104V243H103ZM107 241H108V240L106 239V242H107ZM109 241H110V240H109ZM88 242L86 241V242H84V244H86V243H88ZM99 242H98V243H99ZM101 246H102V245H101ZM171 254H172V255H171ZM171 256H172V257H171ZM173 257H174V252L169 253V255H168V254L163 255V256L159 257V258L157 259V261H156V260H155V261H151V262L148 263V264H180V261H179V260H181V256H179L178 258L176 257V261L173 260V259H175V257H174V258H173ZM160 259H161V260H160ZM135 261H136V260L134 259V264H137L138 261H136V262H135ZM175 262H176V263H175ZM178 262H179V263H178Z\"/></svg>",
  "mask_w": 264,
  "mask_h": 264
}]
</instances>
